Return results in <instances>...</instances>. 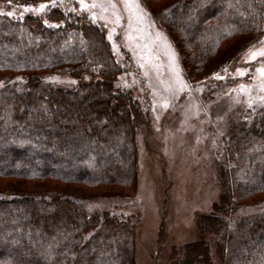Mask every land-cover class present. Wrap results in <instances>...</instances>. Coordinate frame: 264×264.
Returning <instances> with one entry per match:
<instances>
[{
    "label": "trees",
    "instance_id": "obj_1",
    "mask_svg": "<svg viewBox=\"0 0 264 264\" xmlns=\"http://www.w3.org/2000/svg\"><path fill=\"white\" fill-rule=\"evenodd\" d=\"M151 14L195 55L185 59L190 75L224 41L232 40L231 59L263 35L264 0H158ZM45 71L96 79L67 88L43 81ZM119 71L104 28L83 13L0 14V182L16 181L0 186V264H135L131 220L37 186L133 184L143 114L132 93L114 84ZM236 111L213 160L218 199L197 219L200 232L214 236L213 251L199 238L176 248L170 264H264V213L228 218L232 203L264 191V105ZM27 181L34 187H21Z\"/></svg>",
    "mask_w": 264,
    "mask_h": 264
},
{
    "label": "rangeland",
    "instance_id": "obj_2",
    "mask_svg": "<svg viewBox=\"0 0 264 264\" xmlns=\"http://www.w3.org/2000/svg\"><path fill=\"white\" fill-rule=\"evenodd\" d=\"M157 5L158 0H0V14L9 17L44 16L60 8L83 13L104 28L120 69L113 82L132 93L143 114L134 132V182L120 187L49 180L37 186L61 189L81 197L88 210L131 220L135 264H170L176 248L199 238L213 251L214 236L200 232L197 219L211 212L219 196L215 154L223 146L228 118L238 109L264 105V27L260 39L237 57L230 59L228 53L232 40L224 41L206 68L190 75L185 59L191 54L155 23L151 11ZM175 24L177 29L182 25ZM41 77L67 88L96 79L51 71ZM7 182L16 181L1 180L0 186ZM21 187L34 186L27 181ZM263 213L264 191L232 203L228 218Z\"/></svg>",
    "mask_w": 264,
    "mask_h": 264
},
{
    "label": "snow or ice",
    "instance_id": "obj_3",
    "mask_svg": "<svg viewBox=\"0 0 264 264\" xmlns=\"http://www.w3.org/2000/svg\"><path fill=\"white\" fill-rule=\"evenodd\" d=\"M9 2H11V0H9ZM41 7H43V5H41ZM9 15H11L12 13H8ZM253 55H255V54H253Z\"/></svg>",
    "mask_w": 264,
    "mask_h": 264
}]
</instances>
